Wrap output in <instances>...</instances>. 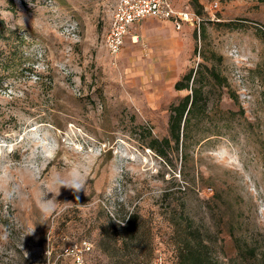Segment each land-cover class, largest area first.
<instances>
[{
    "label": "rangeland",
    "instance_id": "374dc122",
    "mask_svg": "<svg viewBox=\"0 0 264 264\" xmlns=\"http://www.w3.org/2000/svg\"><path fill=\"white\" fill-rule=\"evenodd\" d=\"M117 1L0 0V264H180L201 237L213 264H264V0H174L200 26L144 22L113 56ZM202 65L227 83L203 67L209 110L160 156Z\"/></svg>",
    "mask_w": 264,
    "mask_h": 264
},
{
    "label": "trees",
    "instance_id": "16d2710c",
    "mask_svg": "<svg viewBox=\"0 0 264 264\" xmlns=\"http://www.w3.org/2000/svg\"><path fill=\"white\" fill-rule=\"evenodd\" d=\"M3 23V22H2ZM23 41V36L19 37ZM21 41V40H19ZM203 67L208 71L210 77L221 85L227 83V79L221 76V73L215 67L202 65L201 68H191L184 77L177 81L175 87L177 90H190L182 100L177 104H173L170 108L171 114L169 119V135L162 139L152 137L150 147L154 149L158 155L168 157L170 150L176 148L179 150L184 146L188 139L189 125L196 114L203 115L209 110V97L204 92L200 81ZM227 85V84H226ZM166 191V193H168ZM135 214L131 213L127 218L121 220L118 227L125 232L121 239L125 241L127 232L132 231L137 235L139 231V223L134 219ZM124 223V224H123ZM210 244L203 237L194 242L188 241L179 246V262L180 264H213L214 259L208 256ZM240 246V251H241ZM62 253H64L62 251ZM56 264H59L58 262Z\"/></svg>",
    "mask_w": 264,
    "mask_h": 264
},
{
    "label": "built area",
    "instance_id": "2783aa9c",
    "mask_svg": "<svg viewBox=\"0 0 264 264\" xmlns=\"http://www.w3.org/2000/svg\"><path fill=\"white\" fill-rule=\"evenodd\" d=\"M147 17L172 20L179 29L185 23L200 26L202 20L195 12L178 8L174 0H118L112 12L109 29L104 36L107 51L113 56L120 54L133 27ZM62 29L68 37L78 39L77 22L67 21ZM78 261L81 262L80 256Z\"/></svg>",
    "mask_w": 264,
    "mask_h": 264
},
{
    "label": "crops",
    "instance_id": "0c3cea01",
    "mask_svg": "<svg viewBox=\"0 0 264 264\" xmlns=\"http://www.w3.org/2000/svg\"><path fill=\"white\" fill-rule=\"evenodd\" d=\"M155 19L158 20V21L168 22V23H170V24H173V25L176 27V24H175L172 20H162V19H158V18H154V17H147V18H144L139 24H136V25L133 27L132 31H133L135 28H137L138 26H142V24H143L144 22H150V21L155 20ZM185 25H187V23H185L182 27H184ZM130 37H131V34H129V35L126 37L124 47H125V45H126L128 39H129ZM124 47H123V49H124ZM123 49H122V50H123Z\"/></svg>",
    "mask_w": 264,
    "mask_h": 264
},
{
    "label": "clouds",
    "instance_id": "9594fccd",
    "mask_svg": "<svg viewBox=\"0 0 264 264\" xmlns=\"http://www.w3.org/2000/svg\"><path fill=\"white\" fill-rule=\"evenodd\" d=\"M76 187H77V190H79V185H77Z\"/></svg>",
    "mask_w": 264,
    "mask_h": 264
}]
</instances>
